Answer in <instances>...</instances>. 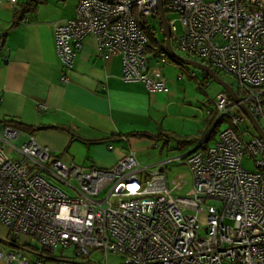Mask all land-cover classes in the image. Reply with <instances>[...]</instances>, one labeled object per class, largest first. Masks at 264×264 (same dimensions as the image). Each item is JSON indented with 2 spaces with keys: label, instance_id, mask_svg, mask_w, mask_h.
Wrapping results in <instances>:
<instances>
[{
  "label": "built area",
  "instance_id": "obj_1",
  "mask_svg": "<svg viewBox=\"0 0 264 264\" xmlns=\"http://www.w3.org/2000/svg\"><path fill=\"white\" fill-rule=\"evenodd\" d=\"M158 3L77 0L73 17L52 24L60 81H68L83 39L92 35L100 58L120 57L121 80L166 92L163 69L173 60L164 36L157 39L150 24V17L160 23ZM162 7L173 49L234 77L239 102L219 90L206 111L214 113L207 133L154 171L141 167L132 150L111 168L83 167L31 135L14 145L21 131L4 125L0 223L14 247L0 245L4 264H108L110 252L121 264H264V141L257 134L243 137L238 106L245 105L259 124L264 118V0H162ZM169 12L176 17L169 19ZM222 122L227 127L216 131ZM212 134L215 141L208 145ZM171 163L191 174L192 187L183 196L172 195L182 185H167ZM21 235L36 239L51 256L24 254L14 245ZM58 248H73L77 259L54 258ZM93 251L104 262L93 260Z\"/></svg>",
  "mask_w": 264,
  "mask_h": 264
},
{
  "label": "crops",
  "instance_id": "obj_2",
  "mask_svg": "<svg viewBox=\"0 0 264 264\" xmlns=\"http://www.w3.org/2000/svg\"><path fill=\"white\" fill-rule=\"evenodd\" d=\"M26 2L0 0V130L16 123L27 127H17L21 134L14 145L31 135L56 156L68 154L80 166L107 169L129 150L136 157L152 152L161 131L193 139L181 151L207 133L210 116L203 117L196 134L160 124L159 99L169 89L149 92L142 82L121 80L120 57L100 58L92 35L83 39L62 83L52 24L73 17L77 0H45L24 12ZM215 138L212 134L207 144Z\"/></svg>",
  "mask_w": 264,
  "mask_h": 264
},
{
  "label": "rangeland",
  "instance_id": "obj_3",
  "mask_svg": "<svg viewBox=\"0 0 264 264\" xmlns=\"http://www.w3.org/2000/svg\"><path fill=\"white\" fill-rule=\"evenodd\" d=\"M167 17L169 19H173L176 17V14L169 12ZM150 24L151 27L154 28L153 33H155V37L159 40H162L163 31L161 30L159 21L150 17ZM176 26L178 30H180L178 22L176 23ZM174 51L178 55L189 60L200 62V59L196 56L187 54L176 47L174 48ZM213 71L221 80L232 85V87H236V81L234 77L223 71H218L215 68H213ZM163 72L168 80L169 90L166 92V95L159 99L161 107H159L161 109L159 123L161 124L162 121L170 122L171 124L169 126L180 128L179 131H183V129H185V132H194L197 130V128H201L204 124L203 117L204 119L205 116L208 117L206 111L213 108L212 99L216 95L217 91L219 89L221 90L222 88L208 76L205 77L203 71L192 66L184 65L181 67L174 62H170L164 65ZM175 115L180 118L179 121H176L175 118L172 117ZM260 124L264 128V118L260 119ZM226 127L227 123L222 122L216 131L223 130ZM240 127L243 131V137L246 140H250L256 135L254 128L245 116ZM196 133L197 132L195 131L193 134ZM155 143L156 147L153 149L151 148L152 152H146L136 157L139 165L141 167H146L150 171H154L156 169L158 162L167 157H171L172 155L180 153L184 148L181 147L174 138H170L166 142V140L162 137H155ZM242 163L246 169L250 171L255 170L251 161L244 159ZM179 174L183 175L181 179L178 176ZM191 178V174L185 165L171 163L167 166L166 182L169 189H173V181L182 185L181 189H173L172 195H185L189 188L192 187ZM209 203L215 204V201H209ZM225 223L229 224L231 222L226 220ZM7 234V228L0 223V245L6 249L14 248L8 243L9 239ZM14 245L22 247V252L27 254L30 258H33L34 253L38 251L44 253L45 255L51 256V254L47 251H43L41 244L36 239L27 237L25 235H21L18 239H16ZM52 256L54 258L64 256L71 259H77L73 248H67L63 250L58 248L52 253ZM90 257L96 262H104V257L102 254H99L95 251L91 253ZM107 260L108 264H121L122 262V258L119 255L111 252L108 253ZM45 264H56V262L53 260H47Z\"/></svg>",
  "mask_w": 264,
  "mask_h": 264
},
{
  "label": "water",
  "instance_id": "obj_4",
  "mask_svg": "<svg viewBox=\"0 0 264 264\" xmlns=\"http://www.w3.org/2000/svg\"><path fill=\"white\" fill-rule=\"evenodd\" d=\"M158 10H159L160 23H161L162 30H163V36H164L165 44H166L167 51H168L170 57L174 61H176L182 65L192 66V67H195L197 69H200L209 78H211L217 85H219L224 91H226L227 94L236 103L239 102V98H238L237 94L235 93L234 89L232 88V86L230 84H227L225 81L221 80L219 77H217L216 73L213 71L212 68L202 64L201 62L189 60L185 57H182L174 51V49L171 45V42H170V33H169V28H168L166 17H165L163 7H162V0H159ZM238 106H239V109L241 110V112L243 113V115L251 123L256 134L264 141V130L260 126L257 119L252 115V113L247 109V107L245 105L239 104Z\"/></svg>",
  "mask_w": 264,
  "mask_h": 264
},
{
  "label": "trees",
  "instance_id": "obj_5",
  "mask_svg": "<svg viewBox=\"0 0 264 264\" xmlns=\"http://www.w3.org/2000/svg\"><path fill=\"white\" fill-rule=\"evenodd\" d=\"M44 1L45 0H27V2L25 3V5H24V7H23V10L22 11H32V10H35L36 8H37V6L39 5V4H42V3H44ZM171 60H173L172 58H171ZM173 62L174 63H176V64H178V65H180L181 67H183L184 65H182V64H180V63H178V62H176V61H174L173 60ZM213 117H214V113H212L211 115H210V118H209V121H208V124H211L212 123V119H213ZM13 127V126H12ZM14 127L15 128H24L25 129V127H23L21 124H18V123H16L15 125H14ZM27 128V127H26ZM156 137H162V138H164L165 140H166V142L170 139V138H174L175 140H177V143L181 146V147H183V146H185L186 144H188V143H190V142H192L193 141V139H190V140H187V139H181V138H178V137H176L173 133H169V132H164V131H161ZM43 249V248H42ZM43 251H46L45 249H43Z\"/></svg>",
  "mask_w": 264,
  "mask_h": 264
}]
</instances>
